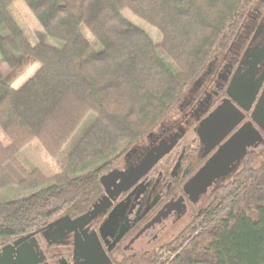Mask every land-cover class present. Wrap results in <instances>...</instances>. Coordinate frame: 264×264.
<instances>
[{"label":"trees","instance_id":"obj_1","mask_svg":"<svg viewBox=\"0 0 264 264\" xmlns=\"http://www.w3.org/2000/svg\"><path fill=\"white\" fill-rule=\"evenodd\" d=\"M13 1L0 0V57L11 67L6 77L0 72L7 141L0 140V189L15 185L8 162L24 177L20 184L46 186L0 202V247L87 213L102 193L101 176L159 128L215 53L238 41L255 0H24L42 28L34 45L13 18ZM124 8L155 27L162 43L127 21ZM13 39L23 61L9 45ZM33 64V75L14 88ZM89 114L92 125L65 154ZM35 140L61 169L50 179L27 173L16 159ZM144 257L147 264H264V146L245 154L173 240Z\"/></svg>","mask_w":264,"mask_h":264},{"label":"flooded vegetation","instance_id":"obj_2","mask_svg":"<svg viewBox=\"0 0 264 264\" xmlns=\"http://www.w3.org/2000/svg\"><path fill=\"white\" fill-rule=\"evenodd\" d=\"M263 11L264 9L261 10V12ZM249 21L251 22L249 30L253 28V31L239 36L237 44H234L225 54L222 64L217 66L207 81L203 80V84H199L197 87H194L193 84L191 89L196 91L193 95L188 93L182 100L179 105L180 117L176 116L177 120L161 124L158 130L147 136L145 146L139 147L137 152H133L131 156L127 157L122 166L113 169L119 173L114 179L107 182L109 193L107 197H109L110 204L85 227L87 233H95L101 249L111 264H125V259L117 261L115 255L122 256L132 241L137 238L139 241L144 240L151 231L161 232V236H164L168 231L175 230L179 226L181 229L171 239L173 240L193 216L199 215L207 205L202 209H197V203L191 201L195 195H186L185 186L217 153L220 147L243 126L251 124L257 129L251 120V112L264 87V80L248 112H243L227 95L233 78L235 76L243 77L246 74L251 61L249 56H254L264 50V13L255 14ZM260 26H263V30L253 39ZM246 28L247 26L244 27V29ZM261 76H264V55L256 65L252 81H257ZM247 80L248 78H246ZM218 107H223L230 118L220 120L217 127L209 130L210 132L208 131L207 134L205 130H201V125ZM235 114L237 119L241 118V121L228 134L224 135L225 131L235 122V118H233ZM171 143L176 144L139 181L124 191L118 189L117 185L120 183L121 175L130 168L136 167L148 151L156 149L160 145L167 147ZM155 173H157L156 177ZM221 182L223 181L219 178L214 179L211 187L207 189L208 191L212 188L209 197ZM105 196L106 192L102 188V193L95 203ZM200 198L198 200H201ZM108 220V225L101 231ZM159 236L156 234L155 238ZM36 240L39 251L44 256V261L41 264H83L84 262L82 258L73 259L74 237L72 234L60 245H48L40 235H36ZM163 245L161 244L150 252L141 253L134 259L135 262L147 264L144 256ZM3 247H0V255ZM11 257L15 259L16 256L13 254Z\"/></svg>","mask_w":264,"mask_h":264},{"label":"water","instance_id":"obj_3","mask_svg":"<svg viewBox=\"0 0 264 264\" xmlns=\"http://www.w3.org/2000/svg\"><path fill=\"white\" fill-rule=\"evenodd\" d=\"M262 30L263 26H260L255 32L253 39ZM263 55L264 50L256 53L254 56L250 55L251 61L249 62L246 74L243 77L235 76L227 90V95L230 100L243 112L250 110L259 88L263 83L264 76H261L255 82L252 81L256 65L262 59ZM246 78H248L247 81ZM225 118H230V115L225 112L223 107H218L201 125V130H205L208 134L209 130L216 128L219 121ZM233 118H235V122L225 131L224 135L228 134L241 121V118L237 119L236 114L235 116L233 115ZM251 120L257 129L250 124L243 126V128L236 132L190 180L185 186V193L197 196L205 192L206 188L211 185L214 179L232 173L247 153L246 148L248 146L256 141L259 143L264 142V87L251 112ZM174 145L175 143H171L167 147L160 145L156 149L148 151L136 167L130 168L121 175L119 178L120 183L117 185L118 189H123L122 191H124L132 187L158 161L169 153ZM133 151L132 149L129 153ZM118 173L119 171L113 170L101 176L100 184L105 190L106 196L102 200L94 203L87 213L75 219H71L68 216L58 218L38 232L16 238L12 243L2 248L0 264H41L44 261V256L39 251L36 235H40L48 245H60L71 234L74 237L73 259L82 258L84 259L83 264H111L101 249L95 233H87L85 227L110 204L109 197H107L109 196L107 182L114 179ZM108 223L109 220L103 225L101 231ZM13 254L16 256L15 259L11 257Z\"/></svg>","mask_w":264,"mask_h":264},{"label":"rangeland","instance_id":"obj_4","mask_svg":"<svg viewBox=\"0 0 264 264\" xmlns=\"http://www.w3.org/2000/svg\"><path fill=\"white\" fill-rule=\"evenodd\" d=\"M11 12L13 15L14 20L16 21L18 27L21 29L24 37L32 44L34 45L36 43V36L38 33L42 32V28L35 17L34 13L29 9L27 4L24 0H14L11 3ZM264 9V0H255L253 6L249 10L248 19L251 20L255 14L261 13V10ZM122 15L123 17L129 21L131 24L135 25L136 27L144 30L152 39V41L160 45L162 43V35L159 33V31L150 25L149 23L143 21L136 15H134L129 9H122ZM249 26L244 29L240 36H244L249 32ZM4 32V30H3ZM83 35L86 38V40L95 48H99V43L95 39V37L91 34V32L87 28L82 29ZM251 35V34H250ZM10 47L14 54L17 57L18 61H23L24 56L21 54L20 50L18 49V43L13 39V41H10ZM238 41L235 42V45ZM161 56L163 59L168 63L170 66H173L172 62L170 61L169 57L165 53V51L161 48L160 49ZM232 55L233 53H229ZM225 58V53H215L209 62V64L206 66V68L201 73V76L195 81L194 87H197L199 84H203L204 82L209 79L211 76V73L217 68L218 65L222 64V60ZM38 68V64H33L28 71L21 77L17 82L13 85L14 88H19L22 84L25 83V81L33 75L34 71ZM0 72L3 75V77H6L11 72V67L0 57ZM214 85V84H213ZM193 88V87H192ZM189 95H193L194 90L190 89ZM187 93V94H188ZM192 93V94H191ZM186 94V96H187ZM181 102L176 106L175 110L171 113V115L163 122H172L173 120H177L176 116L180 117V108L179 105ZM94 121V116L92 114H89L84 121L81 123L79 128L76 130V132L73 134V136L69 139V141L66 143V145L63 148V152L68 154L80 141V139L84 136V134L87 132V130L90 128ZM162 123V124H163ZM160 128V126H159ZM157 128V130L159 129ZM0 140L3 143H7L1 129H0ZM147 144V137L133 150V152H137L139 150V147H143ZM176 144V143H175ZM264 146V142H258L252 143L250 146L246 148V151H252V150H261ZM132 153H129L127 156H123V158L120 161V166L123 165V162L125 159L129 156H131ZM168 154V153H167ZM166 154V155H167ZM165 155V156H166ZM164 156V157H165ZM163 157V158H164ZM162 158V159H163ZM16 159L18 163L22 166V168L27 172L30 173L33 170L39 171L45 178L50 179L54 175L60 173L61 169L58 164H56L51 157L47 154L45 149L42 147V145L38 141H32L28 145H26L16 156ZM159 162V161H158ZM6 171L9 173V175L12 177L13 181L15 182V185L7 186L3 189H0V202H7L10 200L20 199L29 196L34 191L41 189L45 187L46 185H37L35 182H31V180L25 184H20L22 180H24V177L22 174L15 168L13 164L10 162L6 163L4 165ZM156 174L154 176L156 177ZM230 174H227L224 177H219L221 181H225ZM152 177V179L154 178ZM218 179V178H217ZM211 186H208L205 190V192L195 196L191 199L194 203H197L196 207L197 209H202L208 202L209 193L211 192V189L207 191L208 188ZM207 191V192H206ZM189 196V194L185 193ZM201 197V198H200ZM197 200H194L196 199ZM201 200H198V199ZM179 226L177 229L168 231L164 236H161V232L158 231H151L148 233V236L144 238V240H137L135 239L132 241L128 247L124 250V254L122 256L115 255V258L117 261H121L125 259V264H140L135 262L136 259L141 253L143 252H150L153 249L157 248L161 244H166L168 241H170L180 230ZM159 230V229H157ZM156 234L160 235L158 238H155ZM137 240V241H136ZM136 241V242H135ZM146 242V243H144ZM123 258V259H122ZM144 264V263H143Z\"/></svg>","mask_w":264,"mask_h":264}]
</instances>
